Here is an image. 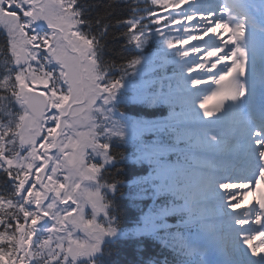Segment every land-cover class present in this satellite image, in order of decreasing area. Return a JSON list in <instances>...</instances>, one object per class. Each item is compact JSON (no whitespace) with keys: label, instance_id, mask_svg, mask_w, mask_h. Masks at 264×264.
Here are the masks:
<instances>
[{"label":"snow or ice","instance_id":"1","mask_svg":"<svg viewBox=\"0 0 264 264\" xmlns=\"http://www.w3.org/2000/svg\"><path fill=\"white\" fill-rule=\"evenodd\" d=\"M126 3L0 0V264H120L128 145L156 165L134 182L135 199L153 202L135 234L173 252L144 264H264V0H147L125 19ZM157 36L173 74L144 80ZM189 84L220 103H200L201 116ZM161 103L180 105L172 123L121 110ZM163 129L186 142L183 164L160 163L171 135L144 138Z\"/></svg>","mask_w":264,"mask_h":264},{"label":"trees","instance_id":"2","mask_svg":"<svg viewBox=\"0 0 264 264\" xmlns=\"http://www.w3.org/2000/svg\"><path fill=\"white\" fill-rule=\"evenodd\" d=\"M101 2H107V0H101ZM148 2L150 3V0H148ZM146 4L147 0H127L126 5L121 6L123 7V12L118 8L117 14L124 15L125 19L145 15L147 11ZM6 41V36L0 33V46L5 45ZM156 41L157 40H151L143 52L147 51V48L153 47ZM168 71L170 70H166V72ZM121 110L126 111L129 116L137 119L142 118L153 121V118L157 117L156 122L158 123H161L165 116V109L162 107L153 109V107H145L143 105H129ZM157 135L162 139H167L169 133L166 131L157 132L154 134L153 139H155ZM167 147L169 149L173 148L172 141ZM118 150L123 152L125 156L130 157V159L125 161L122 165L124 172L121 178L125 181V186L122 188L120 194L119 227L123 232L128 233V235L122 237L116 245L120 264H144V262L148 260L160 262L166 259L168 260L170 257L173 259V255L168 254V248L165 247L164 244H156V241L150 237L145 235H133L131 233V230L141 220V216L152 202V199L150 197L143 200L135 199L136 188L134 182L144 177L146 174L143 162H136V155H134L136 151L135 147L132 145L121 146ZM158 199L162 200L164 198L161 197ZM169 221L175 223L176 219L174 217L169 218Z\"/></svg>","mask_w":264,"mask_h":264},{"label":"rangeland","instance_id":"3","mask_svg":"<svg viewBox=\"0 0 264 264\" xmlns=\"http://www.w3.org/2000/svg\"><path fill=\"white\" fill-rule=\"evenodd\" d=\"M163 46H164V44L162 45V47ZM159 52L160 51H157V53H154L153 55L150 56L151 60L148 63V65H150L151 67H155V66H158L160 64V60L158 59ZM145 71L146 70L143 71V73H144L143 79L144 80L152 79V78H148V75L149 74H147V76H145V74H146ZM226 83H227V81L225 82V84ZM209 84H211V81H209ZM173 86H175L174 83H173ZM204 87H206V86L205 85H197L196 87L193 88L191 86V84H189L188 85V91L190 93H197V94H199ZM211 87H212L213 91H215V90L219 89L221 87V85L212 84ZM165 90H167V89L165 88ZM210 97H212V93L211 92H208V94L206 96L205 95H202V94H199V95L196 96L195 107H196V110L201 114V116L203 115V111L204 110L201 109V108H199L200 103H203L205 100H207V103H206L205 107L208 108L209 110H213L216 107V105L220 103L219 97H212V98H210ZM179 113H181V110H178L176 112V114H179ZM217 256H220V255L217 254ZM220 257L223 258L222 256H220Z\"/></svg>","mask_w":264,"mask_h":264},{"label":"bare ground","instance_id":"4","mask_svg":"<svg viewBox=\"0 0 264 264\" xmlns=\"http://www.w3.org/2000/svg\"><path fill=\"white\" fill-rule=\"evenodd\" d=\"M225 38H227V37H225ZM205 41H208L209 43L212 42L211 34H210L208 37H205ZM259 66H260V65H259V63H258V64H257V67H259ZM246 68H247V67H246ZM257 72H259V70H257ZM257 75H258V74L256 73V76H257ZM259 75H261V72H260ZM247 78H250V72H249V70H248V72H247V69H246L244 79H247ZM230 79H231V77L229 78V80H230ZM256 80H257V83H256V84L259 85V84H260V80L258 79V76L256 77ZM260 86H261V85H260ZM246 91H248V90L246 89ZM248 93H249V92H248ZM256 98H259V96H256ZM233 190H234V189H233ZM242 191H247V190H242ZM238 198L243 199L242 196H239ZM233 203H234V201H233ZM244 203H245L246 205H248V207L250 208V207H252V206L255 205V203H256V199H255L254 197H252V196H249L247 200H244ZM257 207H258V206H257ZM242 210H243V209H242ZM237 211H239V209H238ZM256 226H258V225H256ZM253 243H254V244H260L261 241H260V239H257V240H254ZM245 247H247V245H245Z\"/></svg>","mask_w":264,"mask_h":264}]
</instances>
